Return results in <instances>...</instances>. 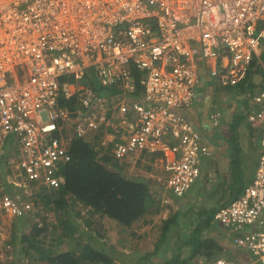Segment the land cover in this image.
I'll return each mask as SVG.
<instances>
[{"label":"built area","instance_id":"2783aa9c","mask_svg":"<svg viewBox=\"0 0 264 264\" xmlns=\"http://www.w3.org/2000/svg\"><path fill=\"white\" fill-rule=\"evenodd\" d=\"M263 45L264 0H0V183L24 196L58 187L70 159L54 135L64 121L70 137L100 135L102 144L112 136L98 133L109 126L119 135L111 142L117 160L161 153L165 187L182 196L210 153L182 112L203 67L221 86H235ZM107 84L122 91L103 96L98 86ZM61 94L79 102L74 115L57 106ZM252 102L248 121L264 148V69ZM218 116L210 115L213 124ZM259 157L251 183L214 219L264 264V149ZM10 193L0 188V214L31 211L29 199ZM202 264L242 263L213 257Z\"/></svg>","mask_w":264,"mask_h":264},{"label":"trees","instance_id":"16d2710c","mask_svg":"<svg viewBox=\"0 0 264 264\" xmlns=\"http://www.w3.org/2000/svg\"><path fill=\"white\" fill-rule=\"evenodd\" d=\"M263 69L259 64L257 66L254 65L248 70L246 77L251 72L258 74L259 70L263 75ZM66 80L74 82L72 77H61L60 82ZM98 90L101 95L109 96L110 98L122 91L116 84H107L103 87L98 86ZM254 93L252 92V95ZM248 104L244 102V110L239 109L240 112L235 113L232 117L229 124L231 138L239 141L240 138L248 139L250 135H256L255 132H258L260 141V129L255 126L253 127L248 121V114L252 111L251 105ZM78 105L79 102L74 96L67 99L61 94L57 100L58 107L65 109L73 115L75 114L73 111L78 109ZM245 125L249 127L250 131L245 130ZM57 126L63 127L59 130L60 132H54V135L58 136L60 133L64 137L72 135V126L65 124L63 121H59ZM96 141L98 140L95 137L93 142ZM111 147L112 144H110V150ZM66 149L70 155V159L60 167L59 174L62 176V180L58 187L48 189L49 193H39V199L42 200L43 208L45 210L52 209L55 213L56 219L50 223L51 234L54 238L52 241L54 242L56 239V244L64 245L66 248L54 249L51 244L42 247L38 243H32L35 232L22 235L19 239L20 243L23 244L20 252H23L26 257H29L30 253L34 252L37 257L34 259L27 258L26 262L20 264H35L37 261H45L47 264H110L115 259L114 252H112V256L109 254L110 250L114 251L112 249L113 246L109 248L99 246L96 239L90 234H85V232L75 236L73 231L76 229V226L78 227L74 221L75 215L82 218L81 211L83 208H86L89 216L84 218V222L89 228L91 227V229L95 230L98 223H103L102 221H98L94 225L92 217L96 215L101 220H107L106 226L103 227H113L114 223L111 221H115V223L120 224L121 232H124L133 222L145 216L146 213L151 214L157 204V199L152 193L148 180L144 181L125 176L119 164L111 162L110 165L104 155L95 152L91 142L72 136L67 141ZM261 152L262 150L259 152L258 157ZM252 177L250 176V178ZM0 184L2 187H4V184L5 188L10 191L5 182L1 181ZM40 187H43V190L46 189L43 185ZM220 205L216 204L214 207L199 213V217H202V220L195 225L189 238L185 240V243L190 242L193 245L191 255L194 254L195 256L201 250H204L206 251V258H209L212 255L211 248L218 250L221 248L219 240L209 238V235L212 233L206 228V225L210 224L209 222L215 210ZM174 220L175 218L173 217L171 220L168 218L163 221L162 233L159 240L164 239L170 223H175ZM14 241L15 238L13 237L10 243H14ZM25 243L27 244L25 245ZM124 243L126 244L127 241ZM134 245L135 242L131 243L129 247L132 249ZM208 250L210 252H207ZM125 255L129 257L127 252L123 256ZM148 255L149 253H147ZM130 259L134 261L135 258L130 256ZM140 261L142 262L143 258ZM186 262L187 259L180 260L179 256L175 255L157 264H186Z\"/></svg>","mask_w":264,"mask_h":264},{"label":"rangeland","instance_id":"374dc122","mask_svg":"<svg viewBox=\"0 0 264 264\" xmlns=\"http://www.w3.org/2000/svg\"><path fill=\"white\" fill-rule=\"evenodd\" d=\"M259 57L260 58L255 60V65L257 66V63L260 61L263 62L262 68H264V45ZM258 75H262L260 70L258 71ZM86 82L87 80L82 81L84 84ZM96 84L98 85L97 82ZM251 101L252 91L249 90L248 92L243 93L239 100L242 110H244L245 107L244 102L250 103ZM245 130L250 131L249 127L246 125ZM111 132V140L106 139L107 143L105 144L100 143V141L93 142L95 137L91 139L92 142H90L95 152L100 155H104L106 160L109 161L110 165L111 162H117L125 176L147 181L153 178L151 176H155L158 173L157 171L158 169L160 170L161 166L160 162H149L145 155L131 158L137 154L135 153L126 158V161L115 159L111 154L110 144L111 142L117 140L119 135H116L113 131ZM100 134L104 133L100 132ZM255 134L256 135H250V138L248 139L240 138L235 144H233V141H230L228 138L221 136L224 146H227L228 150L233 154L234 165L237 166V168L245 167V169L238 176H236L235 171L233 179H228V174H226L224 177L217 173L214 179H211L212 182H210V190H208L206 193V195L208 194L207 197L211 201V203L207 202V204H216L219 201L229 199L233 191H237L243 184L247 182L246 179L251 176L253 165L255 168L261 148L258 132H255ZM61 136L63 137V141L67 144L69 136L64 137L62 134ZM96 139L99 140L100 135H96ZM218 142H220V140ZM127 159L129 160L128 162ZM9 175L12 179H18L11 173H9ZM7 185L10 191L16 190L12 184L7 182ZM3 186L5 187L4 184ZM48 189L50 188H46L45 190L36 189L32 196H24L19 193V191H14L15 195L17 194L21 198L29 199L32 209L23 218L10 216L8 214H0V232L4 234V239L8 240V244L4 246H2L3 243H0V264H20L26 262L27 258H36L37 255L34 252H31L29 257L24 256L23 252H20L23 245L20 243V237L32 232H35L32 238V243H38L42 247H46L48 244H51L54 249L66 248L64 245L56 244V239L54 242L52 241L54 238L51 234L50 223L55 221V213L52 209L45 210L43 208L42 200L39 199V193H49ZM151 190L157 199V204L155 208H153L152 213H146L145 216L133 222L124 232H121L120 224L115 223V221H111L114 223L113 227H103L106 226L107 220H101L96 215L92 217L94 225L98 221H102L103 223H98L95 230L91 229V227L89 228V226H87L84 222V218L89 216V213L86 208H83L81 211L82 218L76 215L74 217L75 224L78 225V227L76 226V229L73 231L74 235L78 236V234L85 232V234H90L92 237H94L99 246H103L104 248L113 246L112 249L114 251L110 250L109 254L112 256V252H114L113 254L115 259L110 264H157L164 260H168L175 255H178L180 260L187 259L186 264H201L205 259L206 251L201 250L199 254H196L195 256L194 254L191 255L193 245L190 242L185 243V240L192 233L195 224L202 220V217L200 218L197 216V213H200V211L204 210V208L196 206L192 203H189L192 205L191 208H188V206L186 207V205L182 203V200L180 201L182 203L181 204L178 200H174L173 196L166 193L164 187L160 189H154L151 187ZM197 201L199 203V200ZM173 217L175 218V223H170V227L168 228L164 239L162 238L159 240L162 233L163 221L167 220L168 218L171 220ZM209 223L210 224H208V226L206 225V228H208L210 233H212L209 235V238L216 240V235L221 238L222 234H219L218 232L224 228L212 220H210ZM13 237L15 238V241L14 243H10ZM122 240H126L127 243L125 244L124 242L126 241ZM229 240L232 243L231 237ZM133 242H135V245L131 249L129 245ZM26 244L27 243H25V245ZM211 249L212 256L213 254L220 255L217 254L219 252L218 249ZM126 252L129 254V257H126L127 255L123 256L126 254ZM207 252L210 251L208 250ZM147 253H149L148 256ZM130 256L135 258L134 261L130 259ZM142 258L143 261L141 262L140 259ZM35 264H47V262L37 261Z\"/></svg>","mask_w":264,"mask_h":264},{"label":"crops","instance_id":"0c3cea01","mask_svg":"<svg viewBox=\"0 0 264 264\" xmlns=\"http://www.w3.org/2000/svg\"><path fill=\"white\" fill-rule=\"evenodd\" d=\"M203 71L205 75L201 77V80L198 82L195 88V95L191 105L188 108L182 110V112L190 124L197 130V132L199 131L201 133L202 140L208 145L210 154L201 158L200 160V170L202 173H200L201 175L199 178L195 181L190 190H188L182 197L176 198V200H178L179 203H181L180 201L182 200V203L186 205V207L188 206V208L192 207V205L189 204L192 203L196 206L204 208V211H206L214 205L213 203L207 204V202L211 203L210 199L207 197L208 194L206 195L207 191L210 190V182H212L211 179H214L217 173L224 177L226 174H228V179H232V177L235 175V171L236 176H238L245 169V167L237 168V166L234 165L233 154L228 150L227 146H224L221 136L233 141V144L238 142L237 139L231 138L229 124L234 114L240 112L239 109H242L239 102L241 95L245 92H248L249 90L256 92L260 88L261 75L259 76L257 73L251 72L244 82L233 87H228L221 86L217 80L209 77L207 75L208 68L206 65L203 67ZM248 105H251V107L254 106L253 102L249 103ZM214 112H219L216 125L212 123L210 118V115ZM108 137L110 138V135H108ZM219 140L220 142H218ZM263 149L264 148L261 146L260 151H263ZM142 155H145L149 162H160V170L158 169V173L155 176H151L153 178L148 181L152 188H162V185L164 184L162 182H165V172L162 165L161 153L156 152L150 154L141 152L137 153L131 158H136ZM128 161L129 160L127 159V162ZM255 170L256 165L255 168L253 165L251 177L254 175ZM250 179H248L245 184H247ZM245 184H243L237 191H233L229 199L219 201L216 204H227L237 195L238 191ZM197 200H199V203ZM202 211L203 210H201L200 213H202ZM197 216H199V213H197ZM218 233L222 234L221 238L216 235L217 240H219V243L221 244V248L217 253L220 255L213 254V256L211 255L210 257L220 256L226 259H233L242 264H260L247 249L236 246L230 242L229 238L232 232L229 229L225 228L220 230ZM188 238L189 236L186 238V240Z\"/></svg>","mask_w":264,"mask_h":264},{"label":"clouds","instance_id":"9594fccd","mask_svg":"<svg viewBox=\"0 0 264 264\" xmlns=\"http://www.w3.org/2000/svg\"><path fill=\"white\" fill-rule=\"evenodd\" d=\"M261 52H262V51H261ZM260 55H261V53H260ZM258 58H260V57L258 56V57L254 58V59L252 60L251 65H250V69H251L252 66L255 65V63L253 64V62H255V60L258 59ZM257 64L263 66V62H260V61H259ZM246 78H247V77H246ZM261 78H262V76H261ZM257 91H258V90H257ZM63 122H64V121H63ZM66 124H68L69 126H71L70 123H66ZM214 125H216V124H214ZM198 132H199V131H198ZM199 133H200V132H199ZM98 134H100V133H98ZM200 134H201V133H200ZM59 135H61V133H60ZM67 141H68V140H67ZM203 142H204V141H203ZM204 143H205V142H204ZM66 145H67V144H66ZM206 145H207V144H206ZM207 146H208V145H207ZM208 148H209V147H208ZM209 151H210V150H209ZM209 154H210V153H209ZM209 154H208V155H209ZM208 155H207V156H208ZM203 157H205V156H202L201 158H203ZM201 158H199V159L201 160ZM115 159H116V158H115ZM122 161H123V160H122ZM256 166H257V165H256ZM198 167H199V175H198V176L195 178V180L192 182V184L190 185V187H189L188 190H190V188L193 186V184L195 183V181H196V180L199 178V176H200V173H201V170H200V161H199ZM166 175H167V174L165 173V177H164L165 179H166ZM253 177H254V176H253ZM253 177L250 179V181H249L247 184H245V185L243 186L242 189H240V190L238 191L237 195H236L233 199H231L227 204H229L232 200L236 199V198L239 196V194L244 190V188L247 187V186L251 183ZM2 182H5V183L7 184L8 181H4V180H3ZM8 183L10 184V182H8ZM163 183H164V184H163L162 187H164L165 192L168 193V194H170L171 196H173L175 199H176V198H180V197H182V196L188 191V190H187L182 196L177 197V196H175L173 193H171V192L165 187V182H163ZM0 187H1V189H2L3 191H8L5 187H2L1 185H0ZM3 188H4V189H3ZM162 190H163V189H162ZM8 192H11L10 194L15 195V194H14V191H8ZM227 204L220 205L219 207H217V209H216L215 212H214V215H215L216 211H217L221 206H225V205H227ZM214 205H216V204H214ZM214 205H213L212 207H214ZM2 214H6V215L8 214V215H10L9 213H2ZM27 214H28V213H27ZM27 214H26V215H27ZM26 215H25V216H26ZM214 215L212 216V219H211V220H212L213 222H217V221L214 219ZM10 216H13V215H10ZM14 217H20V216H14ZM23 217H24V216H21L20 218H23ZM197 223H199V222H197ZM217 223H218V222H217ZM218 224H219V223H218ZM195 225H196V224H195ZM219 225H220V224H219ZM220 226H221V225H220ZM221 227H222V226H221ZM223 228H224V227H223ZM224 229H225V228H224ZM227 229H229V230L232 232V234L234 233V230H232L231 228H227ZM232 234L230 235V237H231V241H232ZM7 241H8V240H5V239H4V234H3L2 232H0V243H3L2 246L8 244ZM234 245H235V244H234ZM241 248H242V247H241ZM244 249H246V248H244ZM248 251H249V250H248ZM249 252H250V251H249ZM217 257H220V256H217ZM211 258H213V257H211ZM255 258H256V257H255ZM208 259H210V258H205L204 261H205V260H208ZM230 260H231V259H230ZM232 260H233V259H232ZM204 261H203V262H204ZM203 262H202V263H203ZM202 263H201V264H202Z\"/></svg>","mask_w":264,"mask_h":264},{"label":"bare ground","instance_id":"6f19581e","mask_svg":"<svg viewBox=\"0 0 264 264\" xmlns=\"http://www.w3.org/2000/svg\"><path fill=\"white\" fill-rule=\"evenodd\" d=\"M116 121H117V120H116ZM116 121L114 120V123H115V124H117ZM110 131H112V129H111L109 126L105 127V132H103V133L106 134L107 138H109L108 135H110V134H109Z\"/></svg>","mask_w":264,"mask_h":264}]
</instances>
